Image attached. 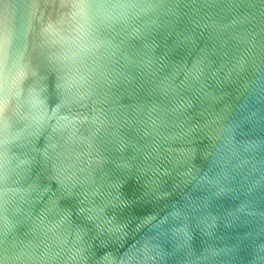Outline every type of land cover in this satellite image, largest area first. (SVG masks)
Instances as JSON below:
<instances>
[{"label": "water", "instance_id": "obj_1", "mask_svg": "<svg viewBox=\"0 0 264 264\" xmlns=\"http://www.w3.org/2000/svg\"><path fill=\"white\" fill-rule=\"evenodd\" d=\"M0 264H264V0H0Z\"/></svg>", "mask_w": 264, "mask_h": 264}]
</instances>
